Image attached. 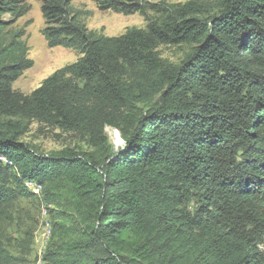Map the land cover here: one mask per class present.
Masks as SVG:
<instances>
[{
  "label": "trees",
  "instance_id": "trees-1",
  "mask_svg": "<svg viewBox=\"0 0 264 264\" xmlns=\"http://www.w3.org/2000/svg\"><path fill=\"white\" fill-rule=\"evenodd\" d=\"M93 1L146 24L107 36L42 0L47 46L80 56L24 94L28 5L0 0V264H15L7 227L28 199L49 213L45 264H264V0ZM160 44L191 50L172 62ZM32 120L87 149L39 151L20 139Z\"/></svg>",
  "mask_w": 264,
  "mask_h": 264
},
{
  "label": "rangeland",
  "instance_id": "rangeland-1",
  "mask_svg": "<svg viewBox=\"0 0 264 264\" xmlns=\"http://www.w3.org/2000/svg\"><path fill=\"white\" fill-rule=\"evenodd\" d=\"M24 1L28 5V12L17 21L15 27L22 28L23 39L29 49L28 57L33 59L34 64L24 70L23 74L12 83V87L16 91L28 94L56 69L76 61L80 54L62 46L48 47L40 32L43 26L40 9L42 0ZM150 1L158 3L160 7L170 9L189 1L199 2L205 6L204 8L210 9L211 7L215 8L217 5L216 0ZM69 5L72 9L80 11V19L88 29L107 36H117L123 34L127 29L144 27L146 24L144 17L138 13L123 15L108 10L102 11L99 10L93 0H69ZM150 16L156 17V14L151 12ZM157 49L163 58L177 62L191 50V46L187 44H160ZM113 130L114 128L110 126L105 127V133L112 145V149L117 151L123 145V140L122 138L116 139L113 135ZM20 139L23 142L34 145L43 153L58 150L64 146L87 149L85 142L78 134L64 131L55 125H48L38 120L31 121L28 130ZM32 191L40 195L39 190ZM44 208L39 204L38 200L28 199L22 200L19 210L14 213V220L7 227V237L8 245H10L8 250L17 257L15 264H45L43 253L47 249L50 240L51 225L49 213ZM27 231L28 235H30L29 243L26 242L28 240L25 234Z\"/></svg>",
  "mask_w": 264,
  "mask_h": 264
},
{
  "label": "bare ground",
  "instance_id": "bare-ground-1",
  "mask_svg": "<svg viewBox=\"0 0 264 264\" xmlns=\"http://www.w3.org/2000/svg\"><path fill=\"white\" fill-rule=\"evenodd\" d=\"M113 135H114V137L116 138V139H120V135H119V133L114 129L113 130ZM112 139V138H111ZM117 142V141H116ZM116 151V150H115ZM26 185H27V187L29 188V189H31V190H38L39 189V186L38 185H36V184H34V183H32V182H27L26 183ZM41 189V188H40ZM48 223V222H47ZM45 225H47V224H45ZM46 228H47V226H46ZM50 232V231H49Z\"/></svg>",
  "mask_w": 264,
  "mask_h": 264
}]
</instances>
